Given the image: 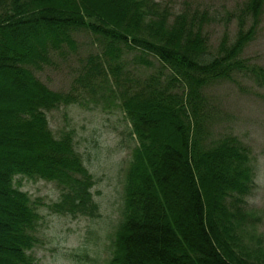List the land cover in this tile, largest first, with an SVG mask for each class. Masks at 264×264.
Returning <instances> with one entry per match:
<instances>
[{
  "label": "trees",
  "instance_id": "obj_1",
  "mask_svg": "<svg viewBox=\"0 0 264 264\" xmlns=\"http://www.w3.org/2000/svg\"><path fill=\"white\" fill-rule=\"evenodd\" d=\"M161 7L154 0H0V264H39L31 252L42 203L19 188V178L59 186L53 213L98 216L95 181L73 132L55 135L47 115L75 94L53 91L37 76L53 51L74 47L77 30L104 48L88 60L84 89L107 88L138 141L109 264H264V247L247 248L236 223L253 186L250 151L232 134L203 141L212 119L206 87L238 75L264 87V68L243 57L264 0H247L232 14L236 34L225 33L216 49L204 32L207 12L169 21L170 9ZM128 53L138 71L154 61L159 67L130 71Z\"/></svg>",
  "mask_w": 264,
  "mask_h": 264
},
{
  "label": "rangeland",
  "instance_id": "obj_2",
  "mask_svg": "<svg viewBox=\"0 0 264 264\" xmlns=\"http://www.w3.org/2000/svg\"><path fill=\"white\" fill-rule=\"evenodd\" d=\"M154 1L170 9L169 21L181 14L191 19L198 13L207 12L212 19L204 25V32L209 46L216 49L225 33L236 34L238 23L232 14L247 0ZM250 23V20L246 22V28ZM256 32L243 57L264 68V9ZM72 37L74 47L64 44L60 50L53 51L51 65L38 71L37 76L53 91L75 94V102L61 105L47 115L55 135L73 132L75 148L95 181L92 193L98 205V216L73 218L53 213L49 207L61 196L57 184L17 180L22 191L42 203L38 209L42 218L37 244L31 252L39 264H109L124 212L127 172L138 141L117 98L111 97L105 87L92 92L84 89L81 83L90 56L104 50L102 43L85 30H77ZM123 62L126 69L140 74L159 67L154 61V68L145 66L136 70L140 67L134 65V53L126 54ZM114 81L109 75L105 83L111 87L110 84L115 85ZM204 95L212 115L203 135L205 144L232 134L250 151L253 186L240 204L243 217L236 223L247 248L248 245L264 247V87L238 75L232 81L206 87Z\"/></svg>",
  "mask_w": 264,
  "mask_h": 264
}]
</instances>
